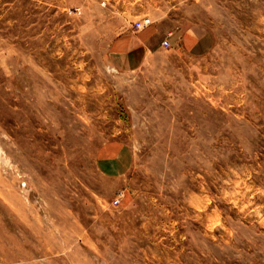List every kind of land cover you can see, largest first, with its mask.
Here are the masks:
<instances>
[{"label": "rangeland", "instance_id": "374dc122", "mask_svg": "<svg viewBox=\"0 0 264 264\" xmlns=\"http://www.w3.org/2000/svg\"><path fill=\"white\" fill-rule=\"evenodd\" d=\"M0 264H264V0H0Z\"/></svg>", "mask_w": 264, "mask_h": 264}, {"label": "crops", "instance_id": "0c3cea01", "mask_svg": "<svg viewBox=\"0 0 264 264\" xmlns=\"http://www.w3.org/2000/svg\"><path fill=\"white\" fill-rule=\"evenodd\" d=\"M198 40L199 39L196 37L194 32L192 34L188 32L184 33V36H182L181 40L183 41L182 48L184 51L198 52V49L201 47V44H199L200 42ZM138 47H140L139 42L134 41L130 36L124 35L114 42L113 51L116 49L117 52L111 54L113 57H115L116 62L120 63L123 61L124 63L125 59L130 60V55H132L134 51L138 49Z\"/></svg>", "mask_w": 264, "mask_h": 264}, {"label": "built area", "instance_id": "2783aa9c", "mask_svg": "<svg viewBox=\"0 0 264 264\" xmlns=\"http://www.w3.org/2000/svg\"><path fill=\"white\" fill-rule=\"evenodd\" d=\"M149 24V19L148 18H143V19H141L140 21H138L137 23H135V27H143V26H146V25H148ZM169 43L170 42H168L166 39H164L163 41H162V45L163 46H165V47H168L169 46ZM113 203L114 204H118L119 203V199H115V200H113Z\"/></svg>", "mask_w": 264, "mask_h": 264}]
</instances>
